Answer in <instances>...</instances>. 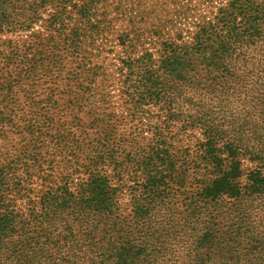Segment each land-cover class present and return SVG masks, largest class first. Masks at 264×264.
Returning <instances> with one entry per match:
<instances>
[{
    "label": "trees",
    "instance_id": "16d2710c",
    "mask_svg": "<svg viewBox=\"0 0 264 264\" xmlns=\"http://www.w3.org/2000/svg\"><path fill=\"white\" fill-rule=\"evenodd\" d=\"M54 2L46 30H35ZM71 2L0 0V45L10 49L0 54V108L13 91L47 94L23 115L0 112L1 130L21 128L38 142L55 130L50 150L73 165L39 192L40 159L23 176L0 160V264H264V0H203L196 21L175 31H165L170 20L130 21L115 70L133 116L148 122L114 143L98 108L84 123L74 100L82 77L92 93L106 69L89 49L109 27L94 20L108 0ZM51 110L58 127L48 123ZM25 114L44 125L29 117L20 127ZM9 144L0 142V157L15 155Z\"/></svg>",
    "mask_w": 264,
    "mask_h": 264
},
{
    "label": "rangeland",
    "instance_id": "374dc122",
    "mask_svg": "<svg viewBox=\"0 0 264 264\" xmlns=\"http://www.w3.org/2000/svg\"><path fill=\"white\" fill-rule=\"evenodd\" d=\"M81 2L82 0H72L71 3L72 5H79ZM56 3L57 2H54L48 7L43 15V21L35 27V30L41 32L46 30L44 27L46 26L50 15L54 12V9L57 8V6H55ZM117 4H119V9L114 10V7ZM106 5H109L108 8H105L104 5H98L96 7V16L94 17V20L105 19L109 27L108 29L105 28L100 31L101 33L99 36L95 37L92 43H90L92 49H89L91 52L93 51V54L95 55V62L98 64H104L106 69L101 75H99L95 83L92 85L94 87L92 93L88 90L90 86L88 79L82 77L80 79L82 88L76 98L73 99L78 100L80 107L83 109V112L80 113L79 117L84 123L90 119V116L87 114L89 112L90 114L94 112L93 107L98 108V114L96 117L99 115L103 116L105 123L115 131L111 139V142L114 143L118 142L119 136L125 133H130L131 129L134 127L145 128V125L148 122L142 119L140 115L136 116L137 118L133 116L131 107L125 103L121 94L119 74L116 73L115 70L117 67L116 58L121 52V47L118 45L117 40L119 33L127 29L130 21L131 23L133 22V25L143 28L149 25H158L162 21L170 20L172 24L169 28H166L165 31H175V29L178 28L183 29L184 27H189V23L191 21H196L200 11H202L203 0H108ZM68 13L70 25L78 24L79 17L76 11L72 8H68ZM22 36L23 34L17 33L13 36V39L19 41L22 39ZM108 50H111L112 53H107L106 51ZM9 53V48L7 49L0 45V54L8 55ZM5 67L6 64L3 58H0V68L4 69ZM29 81L30 80L25 78L22 79L23 85L28 84ZM1 82L2 79L0 78V83ZM7 97L9 98L11 106L6 110L0 108V112L5 111L7 114L10 113L11 110L17 111L19 109L22 112L20 111L18 115H23V112L28 113L33 109V104H29L30 101L32 102L34 100L36 101V104H38L47 97V94H45L42 88H40L36 92L27 94L24 92L20 93V91H13ZM55 99L58 98L56 97ZM65 99L68 100L69 96H66ZM61 108L62 107L59 109ZM58 111L59 110H51L50 113L46 114L51 116V120L49 119L48 123L55 127L60 125L61 120ZM74 112L76 113V110H74ZM66 114L67 116L64 118V121H68V125L66 126L73 130V116L71 111H68ZM29 117V122L34 126L36 125V127L42 126L45 123V119H42L39 116H28V114H25L22 120L16 118L15 122H17L20 127H23L28 123L26 119H29ZM1 126L2 123L0 122V142L10 140L9 147H11V145H17L14 148L15 150L17 149L15 155L13 153H8V157H0L2 162L11 165H19L22 174L19 171L20 174L18 175L22 176L26 171L22 168L29 166L32 159L37 158L43 162V169L46 171L41 174H36L33 180L32 186L36 191L43 192L46 189L44 187L45 178L50 181V185L58 186L64 175L69 174L68 172L73 165L67 162L66 156L60 154L57 155L55 151L50 150L52 147L51 141L53 139V136L50 135L55 136V130H51V133H49V130H45V132L40 135L39 142L36 138L29 136L33 141L32 142L29 141V138L27 139L26 134L18 133V131H21V128L19 130L17 128L16 134H14L12 132L14 128H8L7 131H5L1 130ZM100 133L102 134L101 130H99L98 133L92 134V138H99ZM145 135L148 134L146 133ZM101 136L103 137V135ZM183 140L182 143L187 141L184 137ZM89 141L90 138H87L84 142L87 143ZM30 145L31 147H29ZM25 150H27V153H24ZM35 154L37 155L34 156ZM21 205H23V203Z\"/></svg>",
    "mask_w": 264,
    "mask_h": 264
}]
</instances>
